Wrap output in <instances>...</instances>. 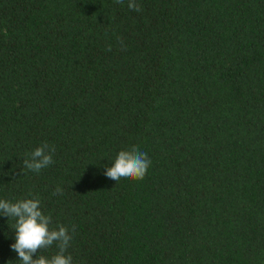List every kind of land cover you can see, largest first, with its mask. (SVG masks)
<instances>
[{"label": "trees", "instance_id": "16d2710c", "mask_svg": "<svg viewBox=\"0 0 264 264\" xmlns=\"http://www.w3.org/2000/svg\"><path fill=\"white\" fill-rule=\"evenodd\" d=\"M128 2L0 0V199L39 198L72 264H264V0ZM133 146L151 166L115 186Z\"/></svg>", "mask_w": 264, "mask_h": 264}, {"label": "clouds", "instance_id": "9594fccd", "mask_svg": "<svg viewBox=\"0 0 264 264\" xmlns=\"http://www.w3.org/2000/svg\"><path fill=\"white\" fill-rule=\"evenodd\" d=\"M115 3L123 4L124 0H115ZM128 8L141 11V6L135 0H129ZM54 151V147L50 148L48 144L35 148L28 158L23 160V168L39 173L53 163ZM150 166L151 160L147 153L133 146L131 149L119 151L111 166L105 167L104 175L114 180L116 186L122 180L125 182L143 180ZM57 193H62L59 186L56 187L53 195ZM0 215L15 220L13 228L15 243L10 247L18 254L21 264H72V256L65 254L72 236L64 225H59L57 228L50 227L52 217L41 210L39 198L21 199L16 202L0 199ZM53 245L58 250L55 255L50 258L37 255L40 250L48 249Z\"/></svg>", "mask_w": 264, "mask_h": 264}]
</instances>
